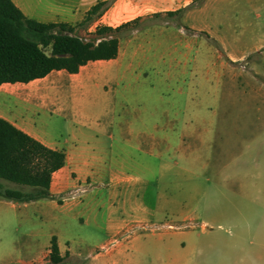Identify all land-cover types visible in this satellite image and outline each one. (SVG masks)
<instances>
[{
    "label": "crops",
    "instance_id": "crops-1",
    "mask_svg": "<svg viewBox=\"0 0 264 264\" xmlns=\"http://www.w3.org/2000/svg\"><path fill=\"white\" fill-rule=\"evenodd\" d=\"M12 1L28 17L67 22L81 18L97 1L106 0H47L40 8L36 4L28 7L27 2L41 0ZM165 1L179 2L171 10L182 12L181 27L213 38L229 61L246 56L229 52L218 36L221 26L231 21L228 13L220 20L216 16L219 21L214 18L212 26L189 21L211 1L232 0H203L192 7L193 0ZM154 30L157 35L150 42L142 38L137 46L126 40L130 49L126 58L120 57V38L115 58L88 61L98 63L87 62L77 72L53 69L27 82L0 84V93L5 95L0 117L65 154L63 165L51 175L49 192L53 197L24 202L0 198V264L47 262L53 235L61 256L82 259L86 264H139L150 252L159 264H264V171L221 169L214 173L226 180L215 181L210 187V230L205 229L204 220L199 233H194L193 227L151 231L152 246L141 239L142 226L162 223L171 212L175 219H186L178 208L180 201L166 191V176L172 168V146L179 147V157L195 154L183 149L188 121L168 116L157 121L160 110L143 99H163L161 90L170 86L172 77H180L171 72L172 26L164 24ZM149 45L162 49L151 63L145 58ZM215 52L212 49L214 59ZM150 66L152 77L145 73ZM125 101L138 114L151 115L152 120L140 126L134 120L125 121ZM124 145L136 147L148 157L124 155ZM156 147H163L162 152ZM80 186H85L83 192L68 195ZM207 193L203 188L195 191L198 198ZM76 224H92L101 236H74L70 228ZM92 240L97 242L92 244Z\"/></svg>",
    "mask_w": 264,
    "mask_h": 264
},
{
    "label": "rangeland",
    "instance_id": "rangeland-1",
    "mask_svg": "<svg viewBox=\"0 0 264 264\" xmlns=\"http://www.w3.org/2000/svg\"><path fill=\"white\" fill-rule=\"evenodd\" d=\"M47 3V0L39 3L27 2V6L34 8L36 4L40 8ZM178 3L165 0H106L100 13L93 15L91 20L79 24L83 15L67 21L75 25L73 33L91 39L96 36L95 29L98 25L117 26L138 18L120 31V57L123 58L130 53L126 40L135 41L136 45L142 38L150 42L157 35L155 27L164 24L172 26L171 72L180 77L176 80L172 77L170 86L161 90L163 99H151V96L143 99L160 110V115L155 116L157 121L164 120L166 116L188 121L190 128L186 130L183 149L195 154L194 157H179V147L172 146L173 162L170 175L166 176L169 184L166 191L176 198V202L180 201L178 208L180 207V212L186 219H175L171 212L163 217L162 223L142 226L139 233L144 236L141 239L149 246H152V237L149 234L151 231L163 232L193 227L194 233H199L204 229L201 225L204 220L207 222L205 229H211L210 216L207 214L210 187L215 181L223 183L226 180L214 175L217 170L264 171V46H261L264 44V0L256 3L243 0L211 1L205 10L195 13L189 19L197 26L206 23L212 26L216 16L220 20L223 14L228 13L231 21H226L221 26L218 36L229 52L235 55L240 52L246 54L245 57L233 61L225 57L224 51L213 38L181 27L182 12L171 10ZM202 3L203 0H193L190 7ZM168 11L176 12L168 14ZM180 37L181 45L178 44ZM214 48L216 59L211 55ZM146 51L145 58L149 63L153 62L158 52L162 54L161 48L157 50L152 45ZM95 63L98 62H88L87 65ZM152 70L153 67L150 66L145 71L146 75L152 77ZM4 99L5 95L0 93V103ZM163 111L167 113L164 114ZM123 115L125 121L134 120L136 126L141 123L147 125L152 120L148 113L138 114L132 110L126 101ZM156 148L162 152L163 147ZM122 151L124 155L131 157H148L132 146L124 145ZM0 181L2 186L12 185L5 180ZM201 188L209 193L198 198L195 191ZM98 221L101 223L102 220ZM164 224L171 227H165ZM93 227L92 224H76L70 228V232L77 237H100L101 233ZM92 241V244L97 242ZM61 264L86 262L64 257ZM139 264L159 263L150 252L148 256L144 255L139 259Z\"/></svg>",
    "mask_w": 264,
    "mask_h": 264
},
{
    "label": "trees",
    "instance_id": "trees-1",
    "mask_svg": "<svg viewBox=\"0 0 264 264\" xmlns=\"http://www.w3.org/2000/svg\"><path fill=\"white\" fill-rule=\"evenodd\" d=\"M104 3L97 1L91 5L79 24L100 13ZM137 19L114 27L98 25L96 36L85 39L73 33L75 25L39 21L26 16L12 0H0V84L27 82L53 69L77 72L88 61L115 58L121 29ZM64 160L62 150L44 145L0 117V180L14 185L2 186L0 181L1 199L24 202L53 197L49 192L51 175ZM63 258L53 235L46 264H61Z\"/></svg>",
    "mask_w": 264,
    "mask_h": 264
},
{
    "label": "built area",
    "instance_id": "built-area-1",
    "mask_svg": "<svg viewBox=\"0 0 264 264\" xmlns=\"http://www.w3.org/2000/svg\"><path fill=\"white\" fill-rule=\"evenodd\" d=\"M85 190V186L76 187L73 190L68 192V195L74 196L78 195L79 193L83 192ZM165 227H171L169 224H164Z\"/></svg>",
    "mask_w": 264,
    "mask_h": 264
}]
</instances>
